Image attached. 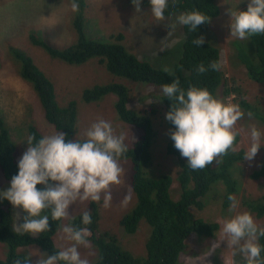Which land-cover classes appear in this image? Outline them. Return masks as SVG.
I'll return each instance as SVG.
<instances>
[{
  "label": "trees",
  "instance_id": "1",
  "mask_svg": "<svg viewBox=\"0 0 264 264\" xmlns=\"http://www.w3.org/2000/svg\"><path fill=\"white\" fill-rule=\"evenodd\" d=\"M128 1L132 4V0ZM71 2L73 3V0ZM75 2L78 4V14L75 16L72 26L76 34L74 44L61 48L56 46L59 44L54 41L55 37L50 39L56 45L47 41L42 33L39 38L33 35L30 37L32 43L45 50L53 60L81 66L91 59L97 58L98 64L104 66L110 74L134 83L157 86L158 93H160L163 84L171 83L178 77L181 81V87L185 90L190 85H195L208 89L217 98L219 89L224 87L223 94L225 96L236 92V96L240 99L243 95L234 85L229 88L232 79L231 81L228 80L224 65L220 71L210 70L203 74H198L196 71L201 62L207 67L212 60L221 61L220 49L212 46L207 40L211 20L221 14L218 0H176L175 4L169 0L165 17L169 18L178 13L198 10L210 19V22L200 25L196 32L190 31L189 26L181 25L184 33L183 54L175 65L173 76H169L168 73L154 67L148 61L138 59L136 55L128 51L124 44L127 41L129 48L136 52L138 47L143 44L141 40L128 39L123 33L101 40L100 33H93L95 28H92L86 20L89 9L88 0H75ZM141 9L151 10L149 0H142ZM201 35L205 37L206 42L197 47L192 43V40ZM247 40H250L253 49L241 46L236 56L239 62L246 67L249 79L264 86V34L251 36ZM69 42L70 39L65 43ZM13 52L16 54L15 59L22 62L20 64V77L28 82L37 94L46 121L57 131L64 132L67 140H73L78 121L76 103L71 101L67 106H61L57 99L55 84L45 75L44 72L46 71L34 62L32 56L26 53L21 54L20 51L13 50ZM124 82L126 83V81ZM130 93L131 89L122 82L109 83L96 85L85 90L83 99L86 103H93L101 101L110 94L116 95L118 99L115 109L119 118L124 123L141 131L133 147L128 148V151L120 158V160L129 159L131 161V188L136 195L137 204L132 213L119 221V225L125 233L134 235L141 221L147 222L151 227V233L146 243L147 255L146 257L136 256L120 241L119 236L112 232H106L102 235L98 233L101 218L98 202L91 204L92 223L90 225H83L81 214L72 217L69 223L77 227L89 228L91 246L96 247L99 253L98 259L91 264H181V255L186 252L187 241L191 235L194 234L197 238L217 237L221 228L220 222L214 218L215 215L197 218L191 208L195 207L197 211L210 209L211 212H216L230 206L229 194H233L236 200L239 198L243 185L237 176H242L244 173L242 166L245 162L243 159L245 150H230L221 157L217 166L214 162L205 169L193 170L187 165V159L181 156L169 137L166 147L167 155L179 159L177 181L181 185L182 192L181 198L176 201L171 196L173 176L170 174L153 175L150 170L155 167V161L158 162L155 154L152 153L153 143L157 134L159 135L158 130L155 129L153 118L157 115V110L155 108L143 110L130 108ZM162 100L166 116L170 111L172 101L163 95ZM237 103L245 110L252 112L256 119L264 123V114H259L248 102L242 100L237 101ZM166 123L171 127V130H175L174 125L167 119ZM167 124L166 129L169 133ZM29 135H35L39 139L43 133L33 125L29 127ZM159 138L160 136L156 143H159ZM239 139L240 136L238 135L236 146ZM18 160V147L12 139L6 122L0 118V169L6 181H11L12 177L18 174ZM251 178L258 181L259 194L255 199L246 200L244 204L256 213L259 219H262L264 218V159L251 174ZM50 183L55 184L51 181ZM37 187L43 189L44 185ZM217 197L218 199H215ZM17 211L18 209H14L9 201L0 200V243L8 246L7 258L0 264H13L16 257L28 254L27 249L29 247L49 255L59 250L53 238L62 221H52L50 210L46 209L42 215H49L50 231L35 237L29 234L21 236L15 232L14 228ZM258 242L262 246L261 257L264 258V237H259ZM234 255L235 257L239 255L242 259V255L235 253V251ZM240 264H244V259Z\"/></svg>",
  "mask_w": 264,
  "mask_h": 264
},
{
  "label": "rangeland",
  "instance_id": "2",
  "mask_svg": "<svg viewBox=\"0 0 264 264\" xmlns=\"http://www.w3.org/2000/svg\"><path fill=\"white\" fill-rule=\"evenodd\" d=\"M88 4L89 9L86 20L92 28H95L92 31L93 33H100L99 37L101 40L120 33H123L126 38L134 41L139 39L144 45L139 46L136 52L129 48L127 41L124 42L129 52L136 55L142 61L150 62L156 68L163 69L164 67H168L172 73L174 72L175 65L183 54L184 46L182 27L176 23V18L181 13L158 21L152 15L151 10L141 9L140 12H136L135 6L128 0H88ZM218 4L221 14L219 17L211 20L207 40L212 46L220 49L221 62L226 70L225 73L229 81L232 79L229 88L234 85L243 95H241L240 99L236 96V92L225 96L223 94L224 87H222L218 91L217 98L236 104H238L237 101L244 100L259 114H264V86L249 79L246 67L239 62L236 56L241 46H245L247 49H253V47L250 40H240L231 37V18L227 11L231 7L246 11L248 0H218ZM71 5V0H0V118L6 122L12 139L18 147V158L21 157L28 147L26 138L28 137L30 126L34 125L38 127L43 135H51L59 131L46 121L37 94L32 86L20 77V64L22 62L15 59L16 54L13 50L32 56L34 62L46 71L43 72L55 84L57 99L61 106H67L71 101L76 103L78 121L73 140L76 139V135L82 134L83 130L98 118L110 121L117 135L120 132H124L126 134L125 143L128 148L133 147L137 137H139V133L141 134L139 129L124 123L119 118L115 109L118 99L116 95L110 94L101 101L93 103H86L84 101V91L96 85L122 82L127 88L131 89L130 108L142 110L155 108L157 115L153 117L154 125L159 135L157 134V138L153 143L152 153L153 155L155 154L158 162L155 161V167H152L150 170L153 175L170 174L173 176L174 181L171 187V196L174 200H179L182 192L181 185L177 181L179 159L175 156H168L166 152L170 135L166 129L167 123L162 94L158 93L157 86L134 83L112 75L104 66L98 64L97 58H93L81 66L69 65L60 60H53L47 55L45 50L32 43L30 39L31 35L39 38L42 33L47 41H50L52 44H55L54 41L58 42L59 45H55L61 48L74 44L76 34L72 26L78 10L73 11ZM171 23H176V28L175 31L168 35L171 29L167 25ZM86 32L88 33V30ZM14 34L16 35L13 37ZM53 37H55L54 41L51 40ZM69 39L70 42L65 43ZM169 45L171 46L169 47ZM50 72L52 73L51 75ZM150 101L151 103H149ZM240 108L244 112V117L237 122L236 129H243L244 131L239 135L240 139L236 146V151H246L249 146L250 141L247 133L251 125H255L261 132L262 145L253 161L245 160L242 166L244 168L243 175L237 176L243 185L240 196L237 199L238 207L235 212L231 213L229 212L230 206L216 212H211L210 209L197 211L195 207H192L191 211L197 218L215 215L214 218L220 224L225 218L236 214V212L248 211L253 215L258 225L264 227V218L259 219L244 204L246 200L255 199L260 190L258 181L252 179L251 174L264 159V123L256 119L252 112L245 110L241 106ZM249 113L252 114L251 117H249ZM167 128L168 130L171 129L168 124ZM159 136V143H156ZM220 161L221 157L219 158V163ZM120 164L124 169V174L121 177L122 183L118 186L113 185L111 188L113 193L112 206L107 209L104 208L103 198L98 202L101 217L98 233L102 235L106 232H112L118 235L120 241L136 256L146 257V243L151 233V227L147 222L145 220L141 221L134 235L125 233L119 225V221L132 213L137 204L136 195L131 188V161L123 159L120 160ZM218 164L215 163V166ZM10 182L6 181L0 169V191L7 190L10 187L7 186L10 185ZM129 188L132 190L131 200L127 207H122L119 201L123 199L124 194ZM215 199H218V197ZM91 204L92 201H87L83 204L78 202L71 205L69 208L70 215L72 217L77 216L87 208L90 211ZM18 211L21 218L26 215L22 209H18ZM19 222H22V219ZM65 223H69V220H63L61 224ZM62 235L58 231L53 238L59 248L67 246L70 243L61 239ZM195 236L194 234L191 235L187 241L186 252L180 258L181 264L241 263L243 257L242 259L239 255L235 257V250L228 248L227 241H220L219 237L222 239L221 231H219L217 237L212 238H197ZM217 243L219 247L213 248V245ZM90 244L92 245L91 242ZM7 247L0 243V262L5 261L7 258ZM79 251L82 258L89 259L90 264L98 259L99 253L96 247L91 246L90 249L80 247ZM27 252L34 256L33 260H37L39 258L38 255L43 253L41 250L38 251L33 247H29Z\"/></svg>",
  "mask_w": 264,
  "mask_h": 264
},
{
  "label": "clouds",
  "instance_id": "3",
  "mask_svg": "<svg viewBox=\"0 0 264 264\" xmlns=\"http://www.w3.org/2000/svg\"><path fill=\"white\" fill-rule=\"evenodd\" d=\"M172 2L175 4L176 0ZM132 4L136 12L141 11L142 0H132ZM149 4L154 18L164 20L169 0H149ZM71 8L78 10L75 0ZM227 11L231 18V37L245 40L264 34V0H248L246 11L232 7ZM206 22L210 19L198 10L181 13L176 18V23L189 26L193 32ZM176 23L167 25L171 29L168 35L175 31ZM205 42L203 35L192 40L197 47ZM222 67L221 61L212 60L207 67L201 62L196 71L203 74L210 70L220 71ZM162 70L169 76L174 75L168 67ZM160 93L172 101L166 114L175 129L169 130L170 139L191 169L202 170L214 162L218 164L220 157L230 150H237V136L244 131L236 129L237 122L244 117L239 104L218 99L208 89L195 85L185 90L178 77L163 84ZM248 115L251 117L252 114ZM247 135L250 143L243 159L253 161L262 145L261 132L251 125ZM125 139L124 132L117 135L112 123L103 118H98L82 134L76 135L75 140H67L64 132L43 135L39 139L29 135L26 138L28 147L18 160V174L12 177L7 190L0 191V200H7L14 209L26 213L21 218L20 212H16L15 232L33 237L49 232L50 217L42 215L46 209L50 210L52 221H63L72 218L69 208L78 202H100L103 198V207L110 208L113 202L111 188L122 183L124 174L120 158L128 151ZM38 185H44V188L38 189ZM131 197L129 188L119 201L120 205L127 207ZM228 200L231 202L229 212H235L238 201L233 194L228 195ZM81 215L83 225L92 223V212L88 208ZM58 231L63 234L61 239L70 242L67 246L51 255L41 253L35 261L31 253L16 257L13 264H90L79 251L80 247L91 248L89 228L65 223ZM220 231V241H227L228 248L242 255L244 264H264L262 246L258 242L259 237H264V227L258 225L250 212H236L225 218ZM216 247H219L218 243L213 245Z\"/></svg>",
  "mask_w": 264,
  "mask_h": 264
}]
</instances>
